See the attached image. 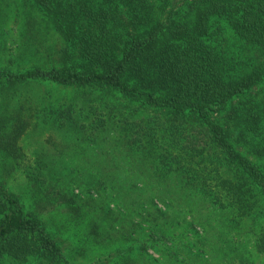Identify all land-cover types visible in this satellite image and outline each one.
Here are the masks:
<instances>
[{
	"label": "trees",
	"instance_id": "trees-1",
	"mask_svg": "<svg viewBox=\"0 0 264 264\" xmlns=\"http://www.w3.org/2000/svg\"><path fill=\"white\" fill-rule=\"evenodd\" d=\"M190 1L22 0L23 38L34 47L17 63L0 57L17 66L0 69V156L22 163L30 135L60 142L65 116L85 121L71 135L96 146V192H110L125 213L106 225L111 233L102 223L121 212L57 188L66 178L51 150L35 151L41 173L25 177L44 201L64 204L59 212L89 219L91 239L109 249L134 232L129 213L139 209L158 235L204 226L223 260L244 257L241 240L264 259V0ZM10 20L0 0V39ZM41 34L50 40L39 38L42 48ZM0 49L7 54L4 41ZM61 253L44 222L0 185V264H55Z\"/></svg>",
	"mask_w": 264,
	"mask_h": 264
},
{
	"label": "rangeland",
	"instance_id": "rangeland-1",
	"mask_svg": "<svg viewBox=\"0 0 264 264\" xmlns=\"http://www.w3.org/2000/svg\"><path fill=\"white\" fill-rule=\"evenodd\" d=\"M6 1L7 3L9 2V7H11V20L4 27L0 43L4 41L8 51L6 54L0 49V57H12L15 59V63H17V57H27L23 54L25 49L34 47L33 45L28 47V43L24 41V28L21 26V20L30 9L22 5V0ZM171 1L176 6H179L181 3L189 5L191 2L190 0ZM184 11H186V8L181 7L177 11V14L182 15ZM18 21H20V24H18ZM222 30V35L227 37L226 34L229 30L225 24ZM39 38L50 41L48 35L41 34L34 40L37 47L46 44ZM19 50H21L20 54L18 52ZM16 67L8 66L4 62H0V69L15 70ZM43 84L45 85L46 83ZM259 86L264 89V80L260 82ZM66 92L70 93L71 91ZM65 118L68 121L69 128L66 139L60 142L54 140L48 142L46 141V135L42 131H38L34 136L30 135V139L22 142L26 154V159L22 163L6 165L0 156V185L20 202L26 214L40 218L44 222L46 229L59 240L62 253L59 258L60 261L55 264H118L119 251L125 252L130 258L138 259L140 257L141 259L147 260L150 264H153L151 263L153 260L158 264H264L262 256L256 254L252 245L244 240H241L243 245L241 251L244 254L241 260H237V258L233 261L223 260V256H219L216 251V243L213 244L211 241L203 240L204 226H198L197 224V227L192 231H188V229L185 231L177 226L174 229H170L169 233L167 232L165 236L158 235L153 230L151 219H147L139 209L129 213L130 220L136 224L134 232L129 231L128 234L125 233L124 238L113 242L109 249L96 242L95 237L91 239L87 235L90 226L89 219H85L80 224L77 219L72 220L69 215L59 212L61 208H64V204L55 205L44 201L41 197L42 195L38 196V189L32 186L31 182L25 177L26 171L34 175L41 173L40 169L36 166L38 159L35 157V151H42L44 153L45 151L51 150L55 156L50 158L57 161L56 169L58 167L62 168V175L66 178L62 182L56 180L57 188H60L59 184L60 186L62 184V188L67 189L66 193L68 197H79L83 201L91 200V198H103L108 205L106 209L121 212L119 214L116 212L114 217L108 218L107 222L102 223V225H105L103 235L112 232L106 226L107 224L119 219L122 214H125L120 206L112 200V197L108 195L110 192H96V185L94 184L92 176L96 171V157H92V154L96 152V146H88L85 142L79 140L74 141L76 137L71 135V130L78 127L76 125L84 124L85 121H75V119L70 121L66 116ZM89 129L90 127L86 131H89ZM84 135L85 131L83 134L80 133L78 137L82 138ZM53 142L56 144L61 143V147L52 148ZM55 151L57 154L60 153L61 156L56 155ZM101 204L98 203L99 206ZM157 207L164 210V206L160 203ZM184 218L187 221H191L192 215L187 214ZM195 230L201 235H195ZM245 239L250 240L247 237ZM108 242H110V239ZM3 264L16 263L7 261ZM25 264L41 263L37 259H33Z\"/></svg>",
	"mask_w": 264,
	"mask_h": 264
}]
</instances>
